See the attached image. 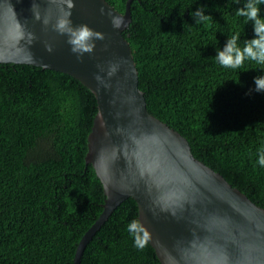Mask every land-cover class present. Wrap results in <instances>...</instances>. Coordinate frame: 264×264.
Instances as JSON below:
<instances>
[{
	"label": "trees",
	"instance_id": "trees-1",
	"mask_svg": "<svg viewBox=\"0 0 264 264\" xmlns=\"http://www.w3.org/2000/svg\"><path fill=\"white\" fill-rule=\"evenodd\" d=\"M124 13L127 0H107ZM247 0H133L130 43L148 111L186 137L192 153L264 208V65L215 59L232 35L255 38L236 16ZM203 6L208 23L190 15ZM260 7L264 18V4ZM250 90H253L250 92ZM250 93V94H249ZM95 95L66 73L0 63V264H74L103 211V184L87 164ZM137 202H122L87 244L81 264H162L127 231Z\"/></svg>",
	"mask_w": 264,
	"mask_h": 264
},
{
	"label": "water",
	"instance_id": "water-1",
	"mask_svg": "<svg viewBox=\"0 0 264 264\" xmlns=\"http://www.w3.org/2000/svg\"><path fill=\"white\" fill-rule=\"evenodd\" d=\"M132 2L127 0L121 13L107 0H73V26L87 24L105 36L95 41L91 54L78 59L67 37L53 28L61 0H0V63L66 73L98 103L86 162L106 197L100 217L78 244L74 264H81L94 234L130 197L162 264H264V208L197 159L186 137L148 111L124 36L132 22ZM112 16L123 17L124 25L114 28ZM113 65L116 71L109 76Z\"/></svg>",
	"mask_w": 264,
	"mask_h": 264
},
{
	"label": "clouds",
	"instance_id": "clouds-1",
	"mask_svg": "<svg viewBox=\"0 0 264 264\" xmlns=\"http://www.w3.org/2000/svg\"><path fill=\"white\" fill-rule=\"evenodd\" d=\"M61 3L63 6L59 9V15L53 25L54 30L58 34L67 37V43L71 46V51L77 54L78 59L83 57L85 53L91 54L96 48L95 41L104 40V34L99 31H94L87 24L73 26L72 20L70 19L72 15L71 10L75 6L73 0H61ZM260 4H264V0H247L243 4V7L236 9V16L245 17L246 21L252 22L255 38L245 40L244 46L241 48L238 45V41L240 40L239 33L229 37L223 50L217 51V55L215 56V59L222 67L238 69L244 65L246 60L255 61L259 65H264V18H261L260 15L261 9L258 7ZM33 7L35 8L36 5L34 4ZM190 15L197 25L208 23L213 19L211 15H205V8L203 6L191 12ZM35 18L40 20L39 14H36ZM43 23L48 25L49 18H44ZM124 23L123 17L112 16V26L114 28L119 29ZM32 39L33 37L29 35V43H31ZM46 50L51 52L53 50L52 46L47 45ZM115 71L116 66H111L108 75H113ZM96 79L100 80L101 77L98 75ZM254 84V91L264 92V76L254 77ZM257 163L261 167H264V152L260 153ZM127 231L133 237L134 246L137 249L142 250L147 246L151 237L148 230L140 221L132 220L127 226Z\"/></svg>",
	"mask_w": 264,
	"mask_h": 264
}]
</instances>
